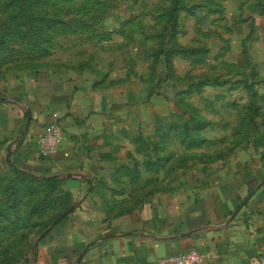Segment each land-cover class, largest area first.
Here are the masks:
<instances>
[{
    "label": "rangeland",
    "instance_id": "rangeland-1",
    "mask_svg": "<svg viewBox=\"0 0 264 264\" xmlns=\"http://www.w3.org/2000/svg\"><path fill=\"white\" fill-rule=\"evenodd\" d=\"M68 78L103 102L93 196L104 219L161 196L264 180V0H0V96ZM0 169V264H26L74 200L64 181ZM204 264H264V239Z\"/></svg>",
    "mask_w": 264,
    "mask_h": 264
},
{
    "label": "crops",
    "instance_id": "crops-1",
    "mask_svg": "<svg viewBox=\"0 0 264 264\" xmlns=\"http://www.w3.org/2000/svg\"><path fill=\"white\" fill-rule=\"evenodd\" d=\"M104 107L68 78L48 73L13 79L0 96V169L63 180L74 200L70 213L40 235L26 264H159L191 249L212 258L238 244L253 254L264 239V180L252 188L237 176L199 196H161L104 219L92 182ZM55 121L63 139L52 156H42L38 139Z\"/></svg>",
    "mask_w": 264,
    "mask_h": 264
},
{
    "label": "built area",
    "instance_id": "built-area-1",
    "mask_svg": "<svg viewBox=\"0 0 264 264\" xmlns=\"http://www.w3.org/2000/svg\"><path fill=\"white\" fill-rule=\"evenodd\" d=\"M63 139V132L58 123L52 122L38 139V149L42 156H52ZM206 256L195 249L180 255H172L160 259L159 264H204Z\"/></svg>",
    "mask_w": 264,
    "mask_h": 264
},
{
    "label": "water",
    "instance_id": "water-1",
    "mask_svg": "<svg viewBox=\"0 0 264 264\" xmlns=\"http://www.w3.org/2000/svg\"><path fill=\"white\" fill-rule=\"evenodd\" d=\"M30 117H28L29 120ZM70 213V210L64 211L54 222L53 224H57L59 221H61L64 217H66Z\"/></svg>",
    "mask_w": 264,
    "mask_h": 264
},
{
    "label": "trees",
    "instance_id": "trees-1",
    "mask_svg": "<svg viewBox=\"0 0 264 264\" xmlns=\"http://www.w3.org/2000/svg\"><path fill=\"white\" fill-rule=\"evenodd\" d=\"M50 180H51V181H56V178H53V179H50ZM50 180H49V181H50ZM65 211H66V210H65Z\"/></svg>",
    "mask_w": 264,
    "mask_h": 264
}]
</instances>
